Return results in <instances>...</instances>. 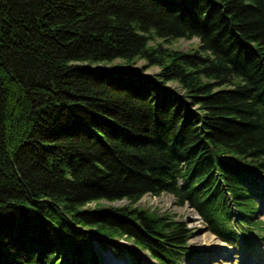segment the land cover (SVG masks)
<instances>
[{
    "label": "trees",
    "instance_id": "16d2710c",
    "mask_svg": "<svg viewBox=\"0 0 264 264\" xmlns=\"http://www.w3.org/2000/svg\"><path fill=\"white\" fill-rule=\"evenodd\" d=\"M258 173L264 0H0V264H101L95 241L179 264L195 232L146 194L236 245L264 228Z\"/></svg>",
    "mask_w": 264,
    "mask_h": 264
},
{
    "label": "rangeland",
    "instance_id": "374dc122",
    "mask_svg": "<svg viewBox=\"0 0 264 264\" xmlns=\"http://www.w3.org/2000/svg\"><path fill=\"white\" fill-rule=\"evenodd\" d=\"M170 46V44H166ZM173 49H179L181 51H197L199 50V40L194 38L192 40L180 39L171 44ZM121 60H116L112 64H107L105 68L123 66ZM147 62L145 60H139L134 69L138 74L156 76L160 72V68L157 66L145 68ZM102 67V66H99ZM168 87H171L181 94H184L183 88L177 82H169ZM258 184L260 190H262V203L263 208L260 214L257 216L259 219L264 220V176L258 174ZM126 202H118L113 205H122ZM105 205H112L109 202H104ZM93 204L91 207H93ZM142 208L156 210L159 214L167 213L172 215L178 221H184L188 224V227L194 230V237L190 241V247L195 255L193 258H184L181 264H264V235L262 239L256 234V237H248L242 234V241H238L236 248L229 249V245L225 244L218 239L211 231H207L206 225H204L201 217L196 213L193 208L188 204L186 206H180L176 203L175 197L169 193H163L160 196H153L152 194H146L138 202ZM239 216L236 214V218ZM237 221V220H236ZM244 231V229L242 230ZM244 245L246 247H244ZM250 248V249H248ZM217 249L228 253H222ZM100 251V250H99ZM111 251V250H110ZM106 253L109 252L105 250ZM101 253L102 264H108L109 262L104 257V253ZM112 252V251H111ZM113 253V252H112ZM119 260H123L125 257L117 256ZM126 259V258H125ZM127 260V259H126ZM135 262V261H134Z\"/></svg>",
    "mask_w": 264,
    "mask_h": 264
},
{
    "label": "bare ground",
    "instance_id": "6f19581e",
    "mask_svg": "<svg viewBox=\"0 0 264 264\" xmlns=\"http://www.w3.org/2000/svg\"><path fill=\"white\" fill-rule=\"evenodd\" d=\"M134 69V67H133ZM88 206H92V205H88ZM229 249H231V246H229ZM218 251H221L222 253H228V252H225V251H222L221 249H217ZM105 258L108 260V264H129L127 260H124V261H115L113 258H112V255L110 253H105Z\"/></svg>",
    "mask_w": 264,
    "mask_h": 264
}]
</instances>
